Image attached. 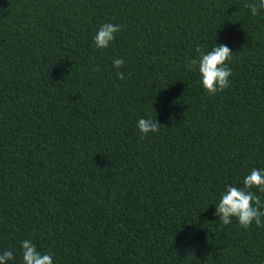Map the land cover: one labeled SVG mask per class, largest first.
I'll use <instances>...</instances> for the list:
<instances>
[{
    "label": "trees",
    "instance_id": "obj_1",
    "mask_svg": "<svg viewBox=\"0 0 264 264\" xmlns=\"http://www.w3.org/2000/svg\"><path fill=\"white\" fill-rule=\"evenodd\" d=\"M251 2L0 0L7 264L24 240L53 264H264V227L215 215L228 186L264 171V10ZM106 23L121 30L98 49ZM221 44L232 75L209 95L188 62ZM141 118L159 132L141 134Z\"/></svg>",
    "mask_w": 264,
    "mask_h": 264
},
{
    "label": "clouds",
    "instance_id": "obj_2",
    "mask_svg": "<svg viewBox=\"0 0 264 264\" xmlns=\"http://www.w3.org/2000/svg\"><path fill=\"white\" fill-rule=\"evenodd\" d=\"M245 8L249 9L253 16L264 10V0H252L251 3H245ZM121 27L111 23L101 26L94 36L93 43L98 49H106L110 42L115 39V33L119 32ZM198 54L195 59L188 62L189 70H198L199 81L204 91L209 95H215L229 87V77L232 75V69L228 67V62L232 58V50L227 45H214L209 50L203 47H197ZM124 65L122 59L113 60V67L119 69ZM118 79H124V74L117 71ZM154 110V109H153ZM160 124L150 118H141L138 120L137 128L141 134L158 133ZM257 188L264 193V171L252 169L250 174L243 180V188L228 186L221 193V198L216 206L215 215L219 217L222 225H229L235 218L239 225L245 229L253 223L256 227H264L262 217H264V202L261 197L256 195L250 189ZM22 264H53L51 254H42L37 251L36 246L31 240L22 241ZM13 253L5 251L0 254V264H7L13 260Z\"/></svg>",
    "mask_w": 264,
    "mask_h": 264
}]
</instances>
